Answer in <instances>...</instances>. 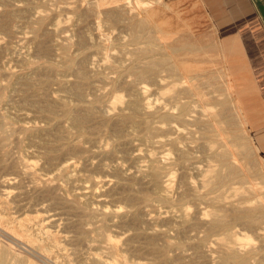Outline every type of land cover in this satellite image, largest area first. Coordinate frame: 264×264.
<instances>
[{
	"label": "rangeland",
	"instance_id": "obj_1",
	"mask_svg": "<svg viewBox=\"0 0 264 264\" xmlns=\"http://www.w3.org/2000/svg\"><path fill=\"white\" fill-rule=\"evenodd\" d=\"M163 10L0 0V216L28 215L56 264H220L222 238L264 264V160L222 50L208 24ZM216 214L230 225L211 228Z\"/></svg>",
	"mask_w": 264,
	"mask_h": 264
},
{
	"label": "crops",
	"instance_id": "obj_2",
	"mask_svg": "<svg viewBox=\"0 0 264 264\" xmlns=\"http://www.w3.org/2000/svg\"><path fill=\"white\" fill-rule=\"evenodd\" d=\"M145 1H162L163 11H183L189 25L210 26L230 72L231 90L264 160V0Z\"/></svg>",
	"mask_w": 264,
	"mask_h": 264
},
{
	"label": "bare ground",
	"instance_id": "obj_3",
	"mask_svg": "<svg viewBox=\"0 0 264 264\" xmlns=\"http://www.w3.org/2000/svg\"><path fill=\"white\" fill-rule=\"evenodd\" d=\"M139 2L143 5V6H146V5H149V4H151L150 2H144V1H141V0H139ZM160 2V1H159ZM159 4V3H158ZM168 7V6H167ZM165 9V8H164ZM169 9V8H168ZM62 25V24H61ZM139 25V24H138ZM62 28V27H61ZM136 28V27H135ZM57 29H60V28H57ZM133 30V29H132ZM134 32V31H133ZM138 32H140V31H138ZM144 32V31H143ZM150 32V31H149ZM57 33V32H56ZM59 33V32H58ZM148 34V33H147ZM192 36V35H191ZM186 37H188V36H186ZM194 37V36H193ZM179 38V37H178ZM203 38V37H202ZM207 38V37H206ZM205 39V38H204ZM160 40V39H159ZM181 40V39H180ZM198 40V39H197ZM182 42V41H181ZM150 43H152L151 41H150ZM157 43V42H156ZM155 43V44H156ZM186 44V43H185ZM200 44V43H199ZM180 45V44H179ZM171 46V45H170ZM208 47V46H207ZM209 48V47H208ZM184 50V52L186 51V49H183ZM182 50V51H183ZM187 50H189V49H187ZM191 50H193V49H191ZM186 53H187V51H186ZM162 55H166V54H162ZM197 55V54H196ZM206 56V55H205ZM207 57V56H206ZM70 60V59H69ZM163 60V59H162ZM180 60V59H179ZM183 60H184V58H183ZM199 60V59H198ZM201 60V59H200ZM181 61V60H180ZM190 62V61H189ZM203 63V62H202ZM164 64V63H163ZM169 64V63H168ZM183 65L185 64L184 62L182 63ZM187 64V63H186ZM188 64H190V63H188ZM199 64H201V63H199ZM148 65V64H147ZM147 65H145V66H147ZM151 65V64H150ZM157 66V65H156ZM155 66V67H156ZM163 66V65H162ZM178 66V65H177ZM188 66V65H187ZM148 67H150V66H148ZM165 67V66H164ZM164 67H162V68H164ZM180 67V66H179ZM184 68H185V66H183ZM157 68V67H156ZM161 68V69H162ZM174 68V67H173ZM182 68V67H181ZM170 69H172V68H170ZM145 70V69H144ZM143 69H142V71H144ZM150 70V69H149ZM152 70V69H151ZM179 70V69H178ZM181 70V69H180ZM179 70V71H180ZM148 72V71H147ZM153 72V71H152ZM174 72V71H173ZM136 73H138V72H136ZM175 73V72H174ZM80 74V73H79ZM141 74V76L142 77H145L146 76V71H144V72H142V73H140ZM151 74V73H150ZM184 74V73H183ZM206 74H210V73H207L206 72ZM211 74H213L212 72H211ZM82 75V74H81ZM80 75V76H81ZM139 75V74H138ZM193 75V74H192ZM200 75V74H199ZM199 75H197V76H199ZM202 75V74H201ZM148 76V75H147ZM213 78V77H212ZM211 79V78H210ZM221 79V78H220ZM215 81V80H214ZM205 82V81H204ZM228 85V89L231 91V86H230V82L227 84ZM74 91H78V89L77 90H74ZM195 91V90H194ZM79 92V91H78ZM201 92V91H200ZM204 92V91H203ZM205 94V93H204ZM174 98V97H173ZM203 98H204V96H203ZM223 99V98H222ZM206 100V99H205ZM210 99L208 98V101H209ZM225 100V99H224ZM221 101V100H220ZM224 102V101H223ZM209 103V102H208ZM221 103V102H220ZM228 102L226 101V104H227ZM38 104V103H37ZM205 104V103H204ZM210 104V103H209ZM213 104V103H212ZM225 104V103H224ZM44 106V105H43ZM215 107V106H214ZM185 108H187L186 106H185ZM93 109V108H92ZM91 109V110H92ZM182 109H183V107H182ZM224 109L226 110L227 108H226V105H224ZM67 110V109H66ZM66 110H65V112H66ZM69 111V110H68ZM185 111V110H184ZM239 113L241 112V108H239ZM91 112V111H90ZM188 112V111H187ZM216 112V111H215ZM218 112V111H217ZM93 113H94V111H93ZM184 113V112H183ZM66 115V114H65ZM210 115H211V113H210ZM131 117V116H130ZM230 117V116H229ZM229 117H227L228 119H229ZM86 115H81V114H79V115H73V117H72V122L71 123H73V126L75 127V128H77L79 131H81L82 130V128H83V126H84V123H85V121H86ZM92 119V118H91ZM199 119V118H198ZM241 119V118H240ZM167 121V120H166ZM219 121H220V119H219ZM224 121H225V119H224ZM223 121V122H224ZM90 122V121H89ZM222 122V121H221ZM234 122V121H233ZM237 122V121H236ZM188 123V122H187ZM88 125V124H87ZM239 126V125H238ZM85 127V126H84ZM87 127V126H86ZM228 127H230V126H228ZM85 129V128H84ZM223 129V128H222ZM227 129V128H226ZM225 129V130H226ZM231 129V128H230ZM236 129V128H235ZM149 130V129H148ZM151 130V129H150ZM224 130V129H223ZM232 130H233V128H232ZM223 132V131H222ZM240 132V131H239ZM234 133V132H233ZM232 134V133H231ZM240 134V133H239ZM237 136V135H236ZM233 137V136H232ZM215 139H218V138H216L215 137ZM229 139V138H228ZM242 139V138H241ZM162 141V140H161ZM213 141H214V139H213ZM230 141V140H229ZM239 141H240V139H239ZM214 142H216V141H214ZM232 142V141H231ZM213 143V142H212ZM211 143V144H212ZM227 145V144H226ZM238 145V144H237ZM212 147H213V145H212ZM216 148H218V147H216ZM226 148V147H225ZM240 148V147H239ZM239 148H238V150H239ZM229 152V151H228ZM242 152V151H241ZM217 154V153H216ZM244 154V153H243ZM246 154V153H245ZM218 155V154H217ZM230 155V154H229ZM236 155V154H235ZM245 156V155H244ZM230 157V156H229ZM240 157V156H239ZM237 158H238V156H237ZM245 158V157H244ZM247 158V157H246ZM232 159H234V158H232ZM231 159V160H232ZM247 159H249V158H247ZM229 160V159H228ZM227 160V161H228ZM236 160V159H235ZM226 161V162H227ZM239 161H243V160H239ZM219 163V162H218ZM231 163V162H230ZM233 163V162H232ZM242 163V162H241ZM246 163V162H245ZM245 163H244V165H245ZM220 164V163H219ZM234 165H236V164H234ZM243 165V164H242ZM243 165V166H244ZM225 167H226V165H224ZM227 166H228V164H227ZM232 166H233V164H232ZM246 166V165H245ZM217 167V166H216ZM235 169H236V167H234ZM243 168H246V167H243ZM215 169V168H214ZM213 171V170H212ZM245 171V170H244ZM25 172H27V171H25ZM216 172V171H215ZM28 173V172H27ZM30 174H32L33 175V173H30ZM222 174V173H221ZM210 175H211V173H210ZM210 175H208V176H210ZM216 175V174H215ZM257 175V174H256ZM212 176H214V175H212ZM219 176V175H218ZM248 176V175H247ZM232 177V176H231ZM253 177V176H252ZM258 177V176H257ZM235 178V177H234ZM237 178V177H236ZM208 179H209V177H208ZM207 179V180H208ZM244 179V178H243ZM248 180H249V178H247ZM250 179H251V177H250ZM206 180V179H205ZM219 180V179H218ZM222 180H223V178H222ZM206 182V181H205ZM224 182V181H223ZM244 182V181H243ZM235 183V182H234ZM241 184V183H240ZM261 184V183H260ZM263 184V183H262ZM206 185V184H205ZM251 185V184H250ZM256 185V184H255ZM207 186V185H206ZM235 186H237V185H235ZM254 186V185H253ZM208 187V186H207ZM210 187V186H209ZM234 187V186H233ZM243 187V186H242ZM237 188V187H236ZM235 188V189H236ZM238 189V188H237ZM243 189H244V187H243ZM249 189V188H248ZM257 189V188H256ZM245 190V189H244ZM255 190V189H254ZM236 191V190H235ZM239 191V190H238ZM240 191H242V189L240 190ZM250 191V190H249ZM241 193V192H240ZM244 193V192H243ZM249 193V192H248ZM255 193V192H254ZM236 194V193H235ZM250 194V193H249ZM251 195V194H250ZM258 195V194H257ZM164 196V198H168L166 195H163ZM246 196V195H245ZM248 196V195H247ZM254 196V195H253ZM260 196V195H259ZM256 197V196H255ZM237 198V197H236ZM258 198V197H257ZM165 199V200H166ZM242 199V198H241ZM253 201V200H252ZM263 203V202H262ZM235 204H237V203H235ZM240 204V203H239ZM248 204V203H247ZM238 205V204H237ZM254 205H256V204H254ZM249 206V205H248ZM247 206V207H248ZM237 207V206H236ZM239 208V207H238ZM252 209V208H251ZM256 209V208H255ZM254 209V210H255ZM259 209H261V208H259ZM215 210V209H214ZM212 211V210H211ZM220 212V211H219ZM240 212V211H239ZM262 212H263V210H262ZM246 213H247V211H246ZM211 215V214H210ZM213 215V214H212ZM34 216V215H33ZM32 216V217H33ZM30 217V216H29ZM39 217V216H38ZM38 217H36L35 219H33V221L34 220H36V221H39L38 223L40 224L39 226H40V228L38 229L39 231H41L44 235H46L47 236V238H51V237H53L54 236V234L49 230V229H47L46 228V226H45V224H43V222L45 221V220H42V219H40V217L38 218ZM226 215H221V214H216V215H214V217H213V220H212V226H211V228H213V229H218V228H227L228 227V221H227V219H226ZM244 217H248V216H237V217H234V220H241V219H243ZM249 218V217H248ZM179 219V218H178ZM180 219L181 220H185V219H187V215L186 214H184V215H182L181 217H180ZM262 220V219H261ZM30 221V218H28V215H27V217H24L23 219H20V218H16V217H14V216H11V215H7L6 217H2V216H0V264H22V262L23 261H27L26 263L27 264H56L55 262H53V261H51L50 259H49V257L47 256V252L46 251H49V250H46V248L45 247H43V244L41 245V244H39V243H37V241L36 240H34L32 237H30V236H27L26 235V229H24L23 227L26 225L25 223H28ZM40 221H43V222H40ZM232 221V220H231ZM254 221H249V223H253ZM30 224V223H29ZM230 225V224H229ZM191 226V225H190ZM36 227V226H35ZM220 230V229H219ZM53 234V235H52ZM104 233H102V235H103ZM227 234V233H226ZM41 235V234H40ZM43 235V236H44ZM101 236V235H100ZM104 236V235H103ZM110 237H109V241H110ZM59 241V240H58ZM58 241L57 242H53L54 243V247L55 248H58L59 250H61V248H60V246H59V244H60V242H59V244H58ZM107 241V240H106ZM228 240H224L223 238H222V240L221 241H219V249H220V251H221V253H223V257H221L220 258V264H244V259H242L241 257H240V247L239 248H234V247H231L230 245H229V243L227 242ZM231 243V242H230ZM237 243H238V241H237ZM239 244V243H238ZM27 246L28 245V247L30 248V250H27L26 248H24V247H22V246ZM170 245V244H169ZM172 246V245H171ZM14 247L15 248H17L15 251H17V252H15L14 251ZM27 247V248H28ZM235 247H236V245H235ZM13 249V250H12ZM114 251V250H113ZM20 253L24 256V258L22 257V255H20ZM250 253V252H249ZM243 255V254H242ZM249 255V254H248ZM9 256H11V257H9ZM56 256V255H55ZM102 257V256H101ZM23 258V259H22ZM93 259L95 260L94 261V264H113V263H111L110 261H105V260H103V259H101V258H99V257H97V256H93ZM246 259V258H245ZM247 260V259H246ZM113 261V260H112Z\"/></svg>",
	"mask_w": 264,
	"mask_h": 264
}]
</instances>
